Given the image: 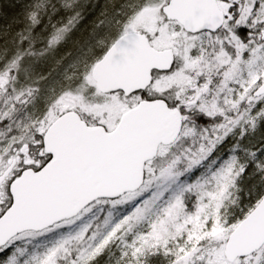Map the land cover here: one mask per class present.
<instances>
[{"label":"snow or ice","instance_id":"obj_1","mask_svg":"<svg viewBox=\"0 0 264 264\" xmlns=\"http://www.w3.org/2000/svg\"><path fill=\"white\" fill-rule=\"evenodd\" d=\"M19 7L0 264H264V0Z\"/></svg>","mask_w":264,"mask_h":264},{"label":"trees","instance_id":"obj_2","mask_svg":"<svg viewBox=\"0 0 264 264\" xmlns=\"http://www.w3.org/2000/svg\"><path fill=\"white\" fill-rule=\"evenodd\" d=\"M28 0H0V10L6 11V14L0 17V28L5 26V22H11L12 17L16 15L20 11V5L27 3ZM94 2L96 3L97 9L96 11L99 12V9L104 5L105 0H90L86 1V6L92 5ZM98 14V13H97ZM95 18V17H94Z\"/></svg>","mask_w":264,"mask_h":264},{"label":"rangeland","instance_id":"obj_3","mask_svg":"<svg viewBox=\"0 0 264 264\" xmlns=\"http://www.w3.org/2000/svg\"><path fill=\"white\" fill-rule=\"evenodd\" d=\"M86 1H90V0H81L82 3L85 4ZM96 3L97 2H94L91 6H95L94 8H88L87 9V12H86V19L89 17V16H92V18L94 19V16L92 15V13L95 11V13L97 14L98 11H96L97 9V6H96ZM86 5V4H85ZM6 14V11H2L0 10V17H2V15ZM89 23H91V20L88 21Z\"/></svg>","mask_w":264,"mask_h":264}]
</instances>
